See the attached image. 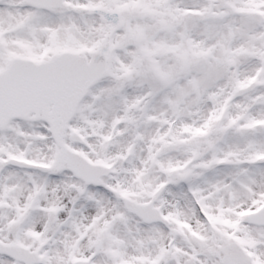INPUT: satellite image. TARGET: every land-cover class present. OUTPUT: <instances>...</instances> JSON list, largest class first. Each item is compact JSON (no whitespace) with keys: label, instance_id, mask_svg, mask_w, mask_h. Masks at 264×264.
I'll return each instance as SVG.
<instances>
[{"label":"snow or ice","instance_id":"6c2138e0","mask_svg":"<svg viewBox=\"0 0 264 264\" xmlns=\"http://www.w3.org/2000/svg\"><path fill=\"white\" fill-rule=\"evenodd\" d=\"M0 264H264V0H0Z\"/></svg>","mask_w":264,"mask_h":264}]
</instances>
